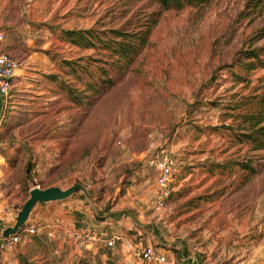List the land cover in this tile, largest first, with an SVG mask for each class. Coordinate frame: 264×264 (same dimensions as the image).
<instances>
[{"label": "rangeland", "instance_id": "1", "mask_svg": "<svg viewBox=\"0 0 264 264\" xmlns=\"http://www.w3.org/2000/svg\"><path fill=\"white\" fill-rule=\"evenodd\" d=\"M0 16L17 36L31 40L26 50H9L8 32L0 28L5 36L0 48L19 62L9 105L4 107L0 98V141L12 149L0 159L3 218L16 222L33 187L46 189L64 178L90 186L80 194L85 199L94 194L96 213L99 208L100 213H135L129 191L142 182L151 188L154 176L144 161L164 151L175 170L165 208L157 211L151 201L140 203L147 211L139 223L146 232L140 236L127 231L124 221L110 230L127 234L133 243H158L178 260L185 249L197 264H264V150L236 143L227 129L240 124L231 116L264 92V70L248 74L238 65L241 51L264 46V3L212 0L202 7L163 11L154 0H7ZM139 23L152 27L149 42L123 77L115 75L113 88L83 110L63 94L70 103V130H84L87 147L84 162L49 175V156L41 155L39 162L36 146L47 148L41 143L49 136V115L60 114L61 101L51 107L45 95L21 102L18 84H46L47 94L51 82L62 94L59 81L76 85L66 63L77 67L82 57L111 62L108 53L67 42L65 31L93 29L99 34ZM33 53V63L25 64ZM52 70L56 72L49 74ZM28 143L32 147L25 150ZM244 158L256 170L248 181L235 165ZM44 169L45 177L37 172ZM75 195L58 204L72 202ZM51 218L36 222L39 231L33 236L42 238L41 245L32 235H22L0 256V264H19L20 255L38 264H72L67 254L75 247L60 229L45 228L47 221L52 225ZM82 251L74 264L84 258L90 264H142L120 241L111 249Z\"/></svg>", "mask_w": 264, "mask_h": 264}, {"label": "crops", "instance_id": "2", "mask_svg": "<svg viewBox=\"0 0 264 264\" xmlns=\"http://www.w3.org/2000/svg\"><path fill=\"white\" fill-rule=\"evenodd\" d=\"M6 7H7V0H0V10L5 9ZM20 26L24 28L23 24H21ZM0 28H2L5 31V33L8 32L7 33L8 39L5 47L8 48L9 50H13L14 48L26 50L27 49L26 47H29L27 45L28 43L31 42V40L26 41L25 39L23 40L20 36H17L18 34H16L15 29H13L12 26L9 25V22H7L5 19L2 20L1 16H0ZM19 32L21 33V30ZM1 33L3 34V32ZM34 57H35L34 53L32 55H28L27 57L28 59L25 64H32ZM55 72L56 70H52L49 72V74ZM16 80L17 78H15V82ZM50 83L49 85H47L48 87L47 94H46L47 89L44 88L46 84H43L41 86H34L26 82L24 83L23 81H21L18 84L19 85V88L17 89L18 91L16 90L17 92H19V97L21 99V102L25 101L24 98H29V97L40 98L45 95L47 97V100L50 101L51 107L58 105L59 102L61 101V105L59 106L60 114H54L52 116L49 115V136L46 137V139H43L41 143L42 145H45L47 148L43 150L42 148L40 149L39 147H37L36 146L37 144L35 145L36 148L39 150V153L37 154V156L39 157L38 158L39 162L43 159L42 157H41L42 159L40 158L41 155L45 154L46 157L49 156V175L55 174L56 172H60L64 166L66 165L69 166V164H71L74 161L79 162L81 160L82 162H84V159L81 158L84 156L87 147L86 132L84 130L82 131L77 130L75 132H71L70 130V124H69L70 103L68 102L67 99H63L64 97L63 93L60 94L59 90L55 87V85L53 83L51 84ZM1 103L3 104L2 100ZM88 120L89 119H87L86 122ZM27 146L32 147V145L29 143L25 144V150L26 149L28 150ZM0 149L2 150V152H0V159L5 160V155L7 154L8 150H12V149L3 141H0ZM34 155L36 154L34 153ZM37 172L39 173L40 176L43 177H45L48 173L46 169H44V171L38 170ZM73 184L74 182L73 183L70 182L69 178H64L57 182L49 183V185H47L46 188L59 187L61 189H67L73 186ZM146 187H147L146 184H143V182L137 183L134 184L131 190L129 191V196H131L130 198L131 202L129 205L135 211V213H132L130 215L127 214L120 215L116 213H110L108 211L100 213L101 208L98 209L100 210V212L98 211L100 214L98 212L96 213L95 212V209H97L95 208L96 197L94 196V194L89 193L87 199H85V197L79 194V195H75V199L69 203L58 204L59 202H50L45 204H38L37 206H40V208L36 212L31 213V216L27 224L37 225L36 222L43 221V219H48L49 216H52L51 218L52 225L49 226V221H47L48 224L45 226V228H47L48 231L49 228L50 229L55 228V229H60L62 232L65 233L67 230L75 231V230H82L83 228L88 227L98 233L109 234V232H111L113 234H117L115 232H112L110 229L120 227L119 225H122L124 221V227L127 228V231H132V230L137 231L138 235L140 236L143 234V232H146V230L144 229L146 226H140L139 223H144L145 214L147 213V211L144 209V206H141L140 203L151 201V203L155 204L156 193L158 190V187L154 179L151 188L146 190ZM83 201H85L84 205L82 204ZM90 207H92L94 211H91ZM2 213H3V208L2 205H0V240L2 239L3 231L15 225V222L13 221L12 218H10V216L7 218H3ZM96 215L102 220H98V218H96ZM136 219H138L141 222H138ZM122 233L124 234V231H122ZM123 238L125 240L132 241L130 238L127 237V234H124ZM70 243H72L73 246L75 247V251L71 250L68 252L67 255L71 257L70 262L74 264V262L82 256L83 253L82 250H86V249L80 250L75 246L74 242L69 241V244ZM154 244H156V246L159 245L160 247L164 248V246H161L158 243H154ZM148 245H152V244L149 243ZM166 251L171 255V257L175 258L177 264H197L196 260L192 259V257L188 254V251L185 249H183L181 252L182 258L180 260H178L173 255L172 251H170L169 249Z\"/></svg>", "mask_w": 264, "mask_h": 264}, {"label": "trees", "instance_id": "3", "mask_svg": "<svg viewBox=\"0 0 264 264\" xmlns=\"http://www.w3.org/2000/svg\"><path fill=\"white\" fill-rule=\"evenodd\" d=\"M154 1L163 11H181L186 7L205 6L212 0ZM257 2L261 5L264 0H257ZM151 30L152 27L148 24H140L127 30H109L99 34L95 33L93 29L65 31L64 38L67 42L83 50L94 49L108 53L107 56L111 62H105L98 58L82 57L77 61L79 63L77 67H75V63H66L70 68L69 75H72L76 85H71L70 82H60L56 75L52 78L54 77L56 81H59L61 91L63 94L65 93L74 107L81 110L88 109L96 98L114 87L115 75L123 77L131 69L135 58L147 46ZM239 55L238 65L243 72L250 74L264 70V46L241 51ZM95 65H97V72L92 70ZM242 80L244 81L245 78H240V81ZM245 106L246 108L241 114L236 117L231 116L234 120H239L240 124L237 126L229 125L227 129L232 131L236 143L249 145L252 151L264 150V92L253 96L250 101L246 102ZM250 160V158H244L235 163L247 174L246 181L256 174ZM28 225L26 224L24 228ZM23 229L20 230L21 233ZM32 239L36 244H42V238L32 235ZM19 257V264H38L26 256L20 255ZM79 264H90V262L84 258L80 260Z\"/></svg>", "mask_w": 264, "mask_h": 264}, {"label": "built area", "instance_id": "4", "mask_svg": "<svg viewBox=\"0 0 264 264\" xmlns=\"http://www.w3.org/2000/svg\"><path fill=\"white\" fill-rule=\"evenodd\" d=\"M5 40V36L0 33V43ZM19 70V62L9 53L0 49V98L3 106L9 105V96L15 85V78ZM154 176V181L158 187L155 198V209L161 211L172 195V185L175 176L173 162L164 153L159 151L146 157L144 161ZM86 190L90 188L85 186ZM23 229V228H22ZM21 229V230H22ZM39 231L37 225H28L16 235H11L7 239L0 240V256L12 250L21 240L22 235H34ZM66 238L74 242L78 249H98L106 246L113 248L117 242H123L124 248L131 256L142 264H177L175 258L159 245H144L143 243H133L125 240L122 236L113 234L109 236L105 233H98L88 227L82 230L66 231ZM92 248V249H91Z\"/></svg>", "mask_w": 264, "mask_h": 264}, {"label": "water", "instance_id": "5", "mask_svg": "<svg viewBox=\"0 0 264 264\" xmlns=\"http://www.w3.org/2000/svg\"><path fill=\"white\" fill-rule=\"evenodd\" d=\"M85 193L87 190L85 186L76 183L67 189H61L59 187H50L41 189L38 187L30 190V196L24 203L21 210L16 216V222L13 227H9L2 233V239H7L11 235H16L20 232L29 221L31 213L38 204H45L50 202H60L68 199L74 194Z\"/></svg>", "mask_w": 264, "mask_h": 264}]
</instances>
